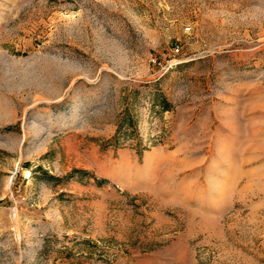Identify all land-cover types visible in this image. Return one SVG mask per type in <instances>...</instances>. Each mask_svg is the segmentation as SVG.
I'll return each instance as SVG.
<instances>
[{"label": "rangeland", "instance_id": "rangeland-1", "mask_svg": "<svg viewBox=\"0 0 264 264\" xmlns=\"http://www.w3.org/2000/svg\"><path fill=\"white\" fill-rule=\"evenodd\" d=\"M0 264H264V0H0Z\"/></svg>", "mask_w": 264, "mask_h": 264}, {"label": "built area", "instance_id": "built-area-1", "mask_svg": "<svg viewBox=\"0 0 264 264\" xmlns=\"http://www.w3.org/2000/svg\"><path fill=\"white\" fill-rule=\"evenodd\" d=\"M173 51L174 53H177L179 51L178 47L176 46L175 48H173ZM153 61L156 62V59L154 58Z\"/></svg>", "mask_w": 264, "mask_h": 264}, {"label": "trees", "instance_id": "trees-1", "mask_svg": "<svg viewBox=\"0 0 264 264\" xmlns=\"http://www.w3.org/2000/svg\"><path fill=\"white\" fill-rule=\"evenodd\" d=\"M117 133H118V131H117ZM117 136V135H116Z\"/></svg>", "mask_w": 264, "mask_h": 264}]
</instances>
